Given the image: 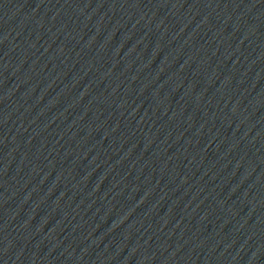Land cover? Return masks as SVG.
<instances>
[{
    "label": "water",
    "instance_id": "obj_1",
    "mask_svg": "<svg viewBox=\"0 0 264 264\" xmlns=\"http://www.w3.org/2000/svg\"><path fill=\"white\" fill-rule=\"evenodd\" d=\"M0 264H264V0H0Z\"/></svg>",
    "mask_w": 264,
    "mask_h": 264
}]
</instances>
